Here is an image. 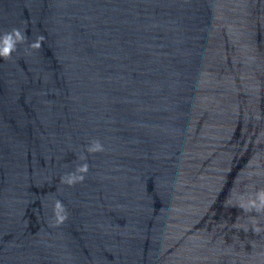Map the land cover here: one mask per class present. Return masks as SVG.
Instances as JSON below:
<instances>
[{
  "label": "water",
  "instance_id": "95a60500",
  "mask_svg": "<svg viewBox=\"0 0 264 264\" xmlns=\"http://www.w3.org/2000/svg\"><path fill=\"white\" fill-rule=\"evenodd\" d=\"M25 26L40 50L0 58V264H264L233 206L264 188V0H0V34Z\"/></svg>",
  "mask_w": 264,
  "mask_h": 264
},
{
  "label": "clouds",
  "instance_id": "9594fccd",
  "mask_svg": "<svg viewBox=\"0 0 264 264\" xmlns=\"http://www.w3.org/2000/svg\"><path fill=\"white\" fill-rule=\"evenodd\" d=\"M26 28L27 26H25L23 30L13 28L0 34V58L5 60L9 59L14 52L19 50V46L26 43L28 48L40 50L42 42L45 41V37L43 35H37L33 41L28 42V37L25 34ZM256 119L259 120L261 117L257 115ZM87 151L92 153L103 151V145L99 141L93 140L88 146ZM88 167L87 163L78 166L75 172H69L62 178L63 182L72 185L76 182L83 181V174L87 173ZM77 173H79V175ZM233 206L238 207L244 213L254 214L250 216V220L253 224L252 231L254 233L264 231V228L259 226V221L257 220L258 216L264 215V188L259 189L255 193L248 194L247 196L238 194L237 202ZM53 215L57 225L63 223L67 219L66 208L59 199L54 203ZM247 230V228L244 229V231Z\"/></svg>",
  "mask_w": 264,
  "mask_h": 264
}]
</instances>
